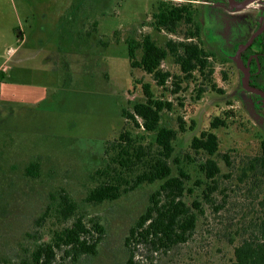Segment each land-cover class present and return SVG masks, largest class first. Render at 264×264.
Returning <instances> with one entry per match:
<instances>
[{
  "label": "rangeland",
  "instance_id": "obj_1",
  "mask_svg": "<svg viewBox=\"0 0 264 264\" xmlns=\"http://www.w3.org/2000/svg\"><path fill=\"white\" fill-rule=\"evenodd\" d=\"M211 2L216 0H0V53L9 57L7 51H14L0 77V259L20 264L37 240H45L43 234L70 226L71 221L59 219L54 203L67 194L77 214L89 226L102 225L104 235L95 255L73 261L60 253L55 264H126V237L159 186L135 185L148 171L138 155L149 162L159 148L155 133L123 115L146 101L147 85L165 105L160 127L177 131L170 164L174 175L181 169L188 176L185 202L198 221L186 244L168 254L143 252L140 259L145 264H232L240 240L236 231L247 214L239 177L243 165L261 152L264 109L243 88L245 76L235 62L250 26L256 27V14L229 15ZM162 4L188 6L191 22H180L173 32L160 28L155 16ZM147 38L163 48L170 41L198 45L208 58L205 74L182 77L179 87L172 78L159 86L152 75L131 67L129 45L140 60ZM161 68L171 77L183 76L172 56ZM217 117L227 126L213 130L219 150L212 158L223 175L220 189L231 191L225 203L215 194L213 206L197 186L205 181L199 166L211 157L196 153L191 143ZM124 132L134 151L118 142ZM121 159L124 169L116 164ZM105 181L115 182L117 197L88 203L89 193ZM197 202L202 213L194 208Z\"/></svg>",
  "mask_w": 264,
  "mask_h": 264
},
{
  "label": "trees",
  "instance_id": "obj_2",
  "mask_svg": "<svg viewBox=\"0 0 264 264\" xmlns=\"http://www.w3.org/2000/svg\"><path fill=\"white\" fill-rule=\"evenodd\" d=\"M188 10V6L173 7L162 4L161 11L155 16L157 25L173 32L180 22H191L190 10ZM188 39L190 38L186 41ZM141 48L143 55L140 60H136L135 46L129 45L131 67L152 75L159 86H165L172 78L179 80L173 82L179 87L182 77L191 78L196 71L205 74L208 68L207 55L193 42L170 41L166 48H163L147 38ZM168 56L175 59L183 76L171 77L170 73L163 71L162 62ZM2 75L3 73H0V77ZM143 89L146 101L136 103L132 112L125 110L123 115L132 120L137 127L155 133L159 148L157 156L149 162H145L143 157L138 155V161H142L143 165L148 167V171L138 176L135 185L147 182L158 183L159 186L151 194L148 207L126 237L125 246L129 253L126 264H145L140 259L143 252L147 257L154 254H168L176 247L186 244L192 238L198 221V214L185 202L186 193L190 190L187 183L188 176L181 169L178 175H174L170 164L175 152L173 143L177 138V131L160 127V114L164 111L165 105L155 100L147 85H144ZM213 89H216L215 86ZM202 91H199L198 99ZM138 119L142 123H139ZM225 126H227L226 119L217 117L211 122L210 129L194 137L191 143V148L196 153L203 152L211 157L199 166L205 181L198 182L197 186L202 189L204 200L213 206H215V194L220 193L225 203L226 198L229 197L228 192L231 191L226 188L220 189L218 178L223 175L216 160L212 158L219 150V140L213 130ZM181 129L185 131L184 128ZM118 142L135 150L128 132L122 133ZM122 159L116 164L124 169L126 166ZM225 161L231 166L229 157L226 156ZM35 171L36 168L32 175L36 174ZM225 178L231 179L226 175ZM239 182L245 186L243 197L247 202L244 209L247 210V214L243 215L242 226L236 231L240 240L234 246L232 264H264V142L260 154L243 165ZM114 183L105 181L104 184L95 187L89 193L87 202L98 204L114 200L117 197L115 193L117 190L113 188ZM54 203L59 219L63 222L71 221V225L54 230L52 234H43L45 240L42 241V238L37 240L27 259L20 264H55L60 253L64 258H71L73 261L97 253V247L103 239L104 227L99 223H92V226H89L84 217L77 214V205L67 194L60 195ZM217 207L216 210H221L223 204ZM194 208L202 213L198 202ZM0 264L15 263L0 259Z\"/></svg>",
  "mask_w": 264,
  "mask_h": 264
},
{
  "label": "flooded vegetation",
  "instance_id": "obj_3",
  "mask_svg": "<svg viewBox=\"0 0 264 264\" xmlns=\"http://www.w3.org/2000/svg\"><path fill=\"white\" fill-rule=\"evenodd\" d=\"M195 1L191 0L190 2ZM199 1V0H196ZM250 2L243 9H238L235 5H243ZM209 6L221 10V12L233 15L242 12H254L256 14V27L251 28V33L248 38L240 44L236 56L235 62L240 68V71L244 74L245 79L243 80V88L246 92L254 94L257 98L258 105L264 109V0H216L211 2ZM258 33L252 44L244 49L239 55L240 64L237 62V54L240 48L244 47L250 40V38ZM227 46V44H225ZM245 70L249 73L248 87L249 89L259 91V93L250 92L244 85L246 80ZM264 142L263 135L261 136V146Z\"/></svg>",
  "mask_w": 264,
  "mask_h": 264
},
{
  "label": "crops",
  "instance_id": "obj_4",
  "mask_svg": "<svg viewBox=\"0 0 264 264\" xmlns=\"http://www.w3.org/2000/svg\"><path fill=\"white\" fill-rule=\"evenodd\" d=\"M46 17V16H45ZM44 17V19H47V17L45 18ZM58 19H63L64 18V14H59L58 16H56ZM18 41H20L21 42V44H23L24 42H25V36H21L20 35V37H19V40ZM40 46H42V44H40ZM44 46V45H43ZM42 48V47H41ZM0 50H1V48H0ZM7 53L9 54V57H6V53L5 52H3V54L2 53H0V73H3V71H4V69H5V64H6V62H8V60L10 59V57L13 55V53H14V51H12V52H10V51H7ZM40 53H42V52H40ZM44 53V52H43ZM46 53H48V52H46ZM37 54H39L38 53V51H37ZM41 56V55H40ZM42 56H44V59L46 60V62H48V60H47V57H45L46 56V54H42ZM6 57V58H5ZM4 60V61H3ZM1 87V86H0Z\"/></svg>",
  "mask_w": 264,
  "mask_h": 264
},
{
  "label": "water",
  "instance_id": "obj_5",
  "mask_svg": "<svg viewBox=\"0 0 264 264\" xmlns=\"http://www.w3.org/2000/svg\"><path fill=\"white\" fill-rule=\"evenodd\" d=\"M250 2H247V3H245V4H243V5H235L238 9H243V8H245V6L246 5H248ZM258 35V33H256L255 35H253L251 38H250V40H249V42L244 46V47H242V48H240V51L238 52V54H237V62L240 64V61H239V55H240V53L244 50V49H246L247 47H249L251 44H252V42L254 41V39L256 38V36ZM240 68H242V66L240 65ZM245 74H246V80L244 81V85H245V87L248 89V91H250V92H255V93H259V91H256V90H252V89H249V87H248V85H247V83H248V78H249V73H248V71L247 70H245Z\"/></svg>",
  "mask_w": 264,
  "mask_h": 264
}]
</instances>
